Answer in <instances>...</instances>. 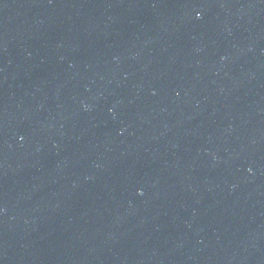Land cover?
Wrapping results in <instances>:
<instances>
[{
	"label": "water",
	"instance_id": "1",
	"mask_svg": "<svg viewBox=\"0 0 264 264\" xmlns=\"http://www.w3.org/2000/svg\"><path fill=\"white\" fill-rule=\"evenodd\" d=\"M0 264H264V0H0Z\"/></svg>",
	"mask_w": 264,
	"mask_h": 264
},
{
	"label": "clouds",
	"instance_id": "2",
	"mask_svg": "<svg viewBox=\"0 0 264 264\" xmlns=\"http://www.w3.org/2000/svg\"><path fill=\"white\" fill-rule=\"evenodd\" d=\"M199 15V14H198Z\"/></svg>",
	"mask_w": 264,
	"mask_h": 264
}]
</instances>
